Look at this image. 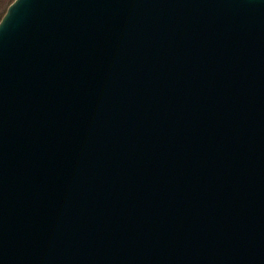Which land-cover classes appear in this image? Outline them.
<instances>
[{
    "label": "water",
    "instance_id": "water-1",
    "mask_svg": "<svg viewBox=\"0 0 264 264\" xmlns=\"http://www.w3.org/2000/svg\"><path fill=\"white\" fill-rule=\"evenodd\" d=\"M0 264H264V0H14Z\"/></svg>",
    "mask_w": 264,
    "mask_h": 264
},
{
    "label": "rangeland",
    "instance_id": "rangeland-1",
    "mask_svg": "<svg viewBox=\"0 0 264 264\" xmlns=\"http://www.w3.org/2000/svg\"><path fill=\"white\" fill-rule=\"evenodd\" d=\"M11 1L12 0H0V11L3 10V8L6 7Z\"/></svg>",
    "mask_w": 264,
    "mask_h": 264
},
{
    "label": "trees",
    "instance_id": "trees-1",
    "mask_svg": "<svg viewBox=\"0 0 264 264\" xmlns=\"http://www.w3.org/2000/svg\"><path fill=\"white\" fill-rule=\"evenodd\" d=\"M14 0H12L6 7L3 8V10L0 11V21L3 18V16L5 15L7 8L9 7V5L13 2Z\"/></svg>",
    "mask_w": 264,
    "mask_h": 264
}]
</instances>
